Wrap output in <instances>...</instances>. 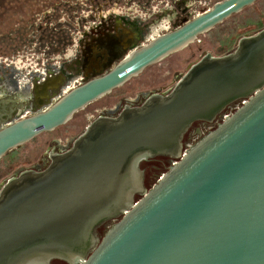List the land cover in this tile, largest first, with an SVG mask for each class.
<instances>
[{
  "label": "water",
  "instance_id": "95a60500",
  "mask_svg": "<svg viewBox=\"0 0 264 264\" xmlns=\"http://www.w3.org/2000/svg\"><path fill=\"white\" fill-rule=\"evenodd\" d=\"M256 1H218L173 30L110 55L107 72L0 129V158ZM194 122L215 126L182 150ZM159 156L174 163L146 188L138 164ZM54 260L264 264V28L240 37L228 53L204 54L165 96L94 119L45 170L23 171L3 185L0 264Z\"/></svg>",
  "mask_w": 264,
  "mask_h": 264
},
{
  "label": "rangeland",
  "instance_id": "374dc122",
  "mask_svg": "<svg viewBox=\"0 0 264 264\" xmlns=\"http://www.w3.org/2000/svg\"><path fill=\"white\" fill-rule=\"evenodd\" d=\"M93 1L74 0L75 7L73 6L70 14L66 13L68 8L61 3L31 17L27 16L23 6L4 8V11L0 12V33L3 34L2 37H7L8 34L12 39V50L10 57L0 60V70L6 69L11 77H15L18 84H23L52 64L64 67L73 64L78 58L72 55L75 53L74 47L79 34L98 21L102 24L107 20L113 22L116 19L134 24L143 34V40L140 43H145L157 34H163L182 25L183 20H190L221 0H186L184 2L176 0H150L149 2L146 0H100L98 3ZM47 15H49L48 18ZM52 17H56V21L46 23L48 19L52 20ZM262 22H264V0H258L207 33L198 36L193 43L149 66L119 88L78 111L64 126L26 143L20 151H26L31 145L48 135H56L63 130H70L68 137L75 136L89 119L95 118L97 112L114 103L118 97L133 99L142 91L173 86L176 82L175 75L184 74L188 66L198 61L204 54L220 56L230 52L240 37L260 30L258 23ZM55 23L56 25L60 23L56 29L53 27ZM45 29L53 33L61 29L69 30L73 42L62 51L53 53V48L49 44H42L38 40V36ZM5 45H0L3 50L7 47ZM77 66L78 64L75 63L74 67L77 68ZM72 84L73 79L70 80V85ZM232 110L233 108L229 112ZM73 123H79L80 126L73 127ZM60 139L62 143L66 142L65 138ZM13 155L1 158L0 167L6 160L10 161ZM10 172L2 174L0 178L8 177Z\"/></svg>",
  "mask_w": 264,
  "mask_h": 264
},
{
  "label": "flooded vegetation",
  "instance_id": "af4514ba",
  "mask_svg": "<svg viewBox=\"0 0 264 264\" xmlns=\"http://www.w3.org/2000/svg\"><path fill=\"white\" fill-rule=\"evenodd\" d=\"M2 35L3 34L0 33V45L6 44L5 46L7 47L3 50L2 46H0V60L10 57L12 50V39L8 34L7 37H2ZM142 40V31L140 28L135 27L134 24L116 19H114L113 22L107 20L102 24L98 21V23L92 24L91 27H88L79 34L77 44L74 47L75 53L72 55L78 58L69 66L64 67L63 65L52 64L44 68L40 73L34 75L30 81L27 80L23 84H18L14 79L15 77H11L10 72L6 71V69H1L0 129L19 119L31 116L45 109L67 90L92 79L94 76H98L100 73L103 74L107 72L108 70H104L103 66L110 55H117L124 49L130 51L144 44L140 43ZM75 63L78 64L77 68L74 67ZM115 63L116 61L113 65ZM180 76L181 75H175L174 80L176 81ZM71 79H73L72 85H70ZM172 87L171 85L152 91H142L133 99L124 96L118 97L114 103L103 107L100 112H97L95 118L89 119L88 123L81 131L79 130V133L75 136L68 137V132H70V130H63L56 135H48L39 142L31 145L26 151H20L21 147L26 143L37 139L39 136L50 134L61 127L59 126L52 131L41 133L30 141L9 151L1 158L12 154L14 155L10 161L6 160L2 164L0 167V176L9 171L11 172L8 177L5 176V178H0V190L9 179L18 176L23 171L31 170L34 172H42L45 170L52 163L54 158L66 153L72 147L74 141L94 119L99 117L115 118L126 109H133L141 106L153 95L165 96ZM239 103V101L235 102L228 110L236 107ZM74 114L68 121L73 118ZM78 126H80L79 123H73V127ZM214 126L215 123L207 124L204 122H194L191 124L182 137V150L190 147L201 135L211 130ZM60 138H65L64 140L66 142L62 143ZM173 163L174 159L168 156H159L140 161L138 169L141 171L143 186L148 188L153 185ZM108 226H110V223L106 224L101 232ZM49 264L65 263L54 260Z\"/></svg>",
  "mask_w": 264,
  "mask_h": 264
},
{
  "label": "trees",
  "instance_id": "16d2710c",
  "mask_svg": "<svg viewBox=\"0 0 264 264\" xmlns=\"http://www.w3.org/2000/svg\"><path fill=\"white\" fill-rule=\"evenodd\" d=\"M74 0H0V12L4 11V8L7 7H24L23 10L25 13H27L29 17L32 15H36L40 13L41 11H46L48 8H52L54 5L61 3L64 6H66L68 9L66 10V13L70 14L73 11V8L75 7L74 5ZM96 3L100 2V0H94ZM93 1V2H94ZM102 1V0H101ZM149 2L150 0H146ZM173 1V0H172ZM175 1V0H174ZM176 1H181L184 2L186 0H176ZM190 1V0H189ZM88 3V2H87ZM95 3V6H96ZM74 6V7H73ZM52 15V12H50ZM49 15H47V18ZM53 19L50 20L48 19L46 23L48 22H55L56 17H52ZM60 23H55V26H53L55 29L58 27ZM259 29L264 28V22L258 23ZM45 29L38 37H39V42L42 44L50 45L51 48H53V53L55 52H60L62 49H64L66 46L71 44V35L69 30L61 29L59 31L53 32H47Z\"/></svg>",
  "mask_w": 264,
  "mask_h": 264
}]
</instances>
